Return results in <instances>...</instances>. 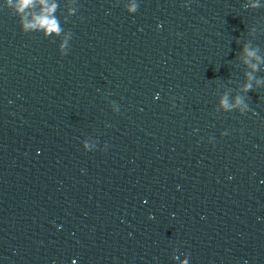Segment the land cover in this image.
Segmentation results:
<instances>
[{
  "label": "clouds",
  "instance_id": "clouds-1",
  "mask_svg": "<svg viewBox=\"0 0 264 264\" xmlns=\"http://www.w3.org/2000/svg\"><path fill=\"white\" fill-rule=\"evenodd\" d=\"M29 3H30V0H21V3H20L21 10L24 7H26ZM53 10H54V6L52 8L47 9L48 12H51ZM37 23L40 24L41 26L46 27L49 31H52V30L58 31V27H57L55 20L49 19L47 16L38 17ZM26 27H35V25H26ZM248 87H250V85Z\"/></svg>",
  "mask_w": 264,
  "mask_h": 264
}]
</instances>
